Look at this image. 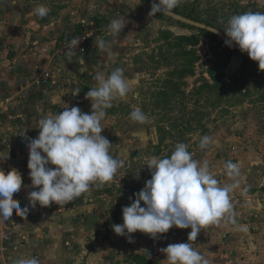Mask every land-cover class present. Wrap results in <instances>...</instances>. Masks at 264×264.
Segmentation results:
<instances>
[{
  "label": "rangeland",
  "instance_id": "obj_1",
  "mask_svg": "<svg viewBox=\"0 0 264 264\" xmlns=\"http://www.w3.org/2000/svg\"><path fill=\"white\" fill-rule=\"evenodd\" d=\"M152 2L139 0L147 19L124 42L131 49L124 56L132 73L130 91L108 109V121L121 135L124 166L96 189L105 234L128 242L112 230L123 223L122 208L151 179L150 159L168 157L184 143L194 160L208 161L221 185L231 183L225 162L236 163L241 172L239 186L230 193L234 215L201 231L193 244L211 248L221 264H264V72L235 46H223L210 36L225 42L229 18L264 12V0H181L173 10L181 20L149 16ZM102 37L106 42L111 38L107 33ZM136 108L146 114L145 123L130 119ZM204 136L210 145L201 149ZM189 232L173 227L155 240L137 232L132 241L146 242L157 260L160 249L187 243Z\"/></svg>",
  "mask_w": 264,
  "mask_h": 264
},
{
  "label": "crops",
  "instance_id": "obj_2",
  "mask_svg": "<svg viewBox=\"0 0 264 264\" xmlns=\"http://www.w3.org/2000/svg\"><path fill=\"white\" fill-rule=\"evenodd\" d=\"M137 3L139 0H0V48H4L0 53V152L10 155L9 159L0 161V168L5 172L16 168L21 173L22 187L13 198L21 208H28L25 218L18 214L8 220L0 217V264H17L21 258L35 259L38 264H140L129 256L162 264L165 259L158 248L161 254L155 260L157 254L146 242L138 241L139 245L135 242L137 239L126 242L123 238L107 237V228L101 219L105 212L97 204L98 188L59 206L32 208L27 199L29 192L38 189L30 187L26 145L39 135L35 122L42 118L43 112L63 111V103L55 106L50 103L53 94L70 108L78 107L81 112L90 113L91 102L85 97L95 84L96 72L107 76L120 69L128 81L131 79L132 73L126 70L129 65L124 58L131 49L124 42L139 31L142 19H147L141 15ZM39 5L50 9L47 16L33 14ZM91 16L106 20L107 25L113 18L126 19L117 42L111 37L113 42L107 47L116 55L110 57L107 51L97 47L96 41L103 39L101 36L82 59L55 58V43L65 30ZM42 72L49 74L54 88L34 87L23 93L24 80ZM7 98L11 99L9 106L5 104ZM106 112L101 135L112 144L110 154L122 160L121 135L109 123L108 109ZM193 247L209 264H221L222 258L211 248L204 245L199 248L195 244Z\"/></svg>",
  "mask_w": 264,
  "mask_h": 264
},
{
  "label": "clouds",
  "instance_id": "obj_3",
  "mask_svg": "<svg viewBox=\"0 0 264 264\" xmlns=\"http://www.w3.org/2000/svg\"><path fill=\"white\" fill-rule=\"evenodd\" d=\"M180 3L181 0H153L149 16L157 13L172 15ZM49 11L45 5H39L33 14L43 18ZM126 23V19L110 21L107 34L114 42ZM224 33L226 46H236L258 65L259 71L264 72V12L246 11L231 16ZM112 42L98 39L96 44L114 57L116 53L106 46ZM72 44L77 41L73 40ZM93 79L95 84L85 97L91 102L90 113H83L78 107L70 108L61 97L53 94L50 103L53 106L63 103V111L48 110L35 122L39 135L26 145L30 187L38 189L28 193L32 208L72 202L110 182L124 166L123 160L110 154L112 144L101 133L105 129L102 122L106 110L112 107L113 101L128 94L129 81L120 69L107 76L96 72ZM130 119L143 124L147 116L136 108L130 113ZM209 145L210 138L202 137L199 147L205 149ZM9 158L8 153L0 152V161ZM146 167L151 179L134 194L130 205L122 208L123 223L113 225V232L132 242V234L137 232L155 240L173 227L190 229L187 243L169 244L161 249L165 256L162 264H209L208 259L193 247V242L197 241L201 231L234 215L230 193L239 186L241 172L238 165L231 161L224 163V174L231 183L221 185L208 161L194 160L187 145L178 143L170 156L152 157ZM21 187V173L16 168L7 172L0 168V217L4 220L13 214L27 216L28 208H21L13 198ZM17 264H38V261L21 258Z\"/></svg>",
  "mask_w": 264,
  "mask_h": 264
},
{
  "label": "built area",
  "instance_id": "obj_4",
  "mask_svg": "<svg viewBox=\"0 0 264 264\" xmlns=\"http://www.w3.org/2000/svg\"><path fill=\"white\" fill-rule=\"evenodd\" d=\"M106 20L91 16L86 20L68 27L63 35L56 41L53 51L55 58L63 59H82L93 47V42L108 32ZM76 40L77 44L73 45L72 41ZM46 86L54 88L55 84L51 81L49 74L39 73L34 77L24 80L23 93L28 88ZM11 99L5 100L6 105H10ZM6 109L4 113H8Z\"/></svg>",
  "mask_w": 264,
  "mask_h": 264
},
{
  "label": "trees",
  "instance_id": "obj_5",
  "mask_svg": "<svg viewBox=\"0 0 264 264\" xmlns=\"http://www.w3.org/2000/svg\"><path fill=\"white\" fill-rule=\"evenodd\" d=\"M203 32H205L204 30H202ZM208 33V32H207ZM210 36H212L215 40H218L219 42H220V44L221 45H223V46H225L226 44H225V42L224 41H222V40H220L216 35H214V34H212V33H210ZM135 262H137V263H140V264H152V263H150V262H148V261H146V260H140V259H135L134 260Z\"/></svg>",
  "mask_w": 264,
  "mask_h": 264
},
{
  "label": "water",
  "instance_id": "obj_6",
  "mask_svg": "<svg viewBox=\"0 0 264 264\" xmlns=\"http://www.w3.org/2000/svg\"><path fill=\"white\" fill-rule=\"evenodd\" d=\"M167 16H169V17H171V18H173V19L181 20V18L177 17V16L174 15V14H172V15H167ZM198 26H201V25H198ZM201 27L206 28V27H204V26H201ZM235 47H236V46H235ZM236 48H237V47H236Z\"/></svg>",
  "mask_w": 264,
  "mask_h": 264
}]
</instances>
